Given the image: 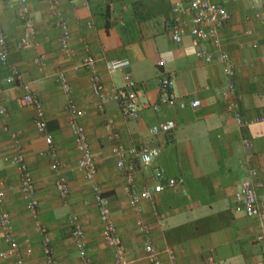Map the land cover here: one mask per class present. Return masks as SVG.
Wrapping results in <instances>:
<instances>
[{
    "label": "crops",
    "instance_id": "obj_1",
    "mask_svg": "<svg viewBox=\"0 0 264 264\" xmlns=\"http://www.w3.org/2000/svg\"><path fill=\"white\" fill-rule=\"evenodd\" d=\"M179 1L43 0V107L52 135L49 140L43 133V160L48 158L54 171L52 147L60 167L73 151H77L79 159L70 113V104L75 103L85 111L81 123L97 161L96 182L109 199L111 217L132 264H151L147 242L155 247L161 264H264V242L256 239L264 233V224L235 210L248 168L257 167L264 180V121H254L264 111V24L257 16L262 0H213L229 9L231 19L219 31L220 43H209L207 48L217 53L226 51L232 57V79L242 110L246 118L253 119L243 127L222 96L227 82L222 64L207 62L197 54L188 33L191 14L181 16L187 30L183 41L173 39V8ZM27 3L36 20L35 45L23 49L16 46L24 32L17 2L0 0V16L11 45L7 63L0 60L1 96L7 109L6 114H0V190L4 191L0 214L3 208L12 214L13 237L19 243L18 255L1 259L0 264H16L18 257L24 259V264H42V243L36 240L37 235H42L38 228L42 225V132L36 127L34 108L20 102L23 86L8 80L16 67L42 102V62L35 61L42 56V0ZM62 20L67 21L70 31L68 48L61 42ZM88 56L97 59L96 70L108 91L123 84L125 72H132L143 85L142 99L149 105L132 118L125 116L115 99H107L104 110H100L101 100L92 88L93 70L82 65ZM118 58H128L130 67L110 72L106 62ZM59 71L66 73L71 91L63 89L57 79ZM162 76H170L176 96L172 103L154 109L151 104L159 101ZM191 99L202 103L197 107L184 105ZM108 118L126 145L153 144L161 148L152 164L138 165L137 188L154 185L156 167L177 181L175 186L143 200L140 209L132 205L127 177L112 153ZM169 120L176 123L173 130L152 132L153 125ZM245 138L252 141L251 147L244 144ZM249 152L254 154L250 159ZM17 154L24 157L38 182V221L20 185L19 192L13 193L20 170L5 158ZM69 187L70 195L63 197L59 193V200L49 193L51 186L44 183L43 177V226L55 258L59 264H117L115 249L103 238L104 224L95 195L86 212L71 213L66 218L62 215L63 210L85 208L88 204L81 185L69 183ZM76 188L78 192L83 190V196L73 194ZM73 214L79 216L85 232L82 250L71 233ZM66 232L70 239H65ZM7 247L0 226V251ZM28 249L32 251L28 253ZM43 264H47L44 253Z\"/></svg>",
    "mask_w": 264,
    "mask_h": 264
},
{
    "label": "built area",
    "instance_id": "obj_2",
    "mask_svg": "<svg viewBox=\"0 0 264 264\" xmlns=\"http://www.w3.org/2000/svg\"><path fill=\"white\" fill-rule=\"evenodd\" d=\"M18 5V15L23 22L24 32L20 39L16 42L18 48H30L35 45V32H36V20L32 15L28 6L27 0H15ZM57 2L58 0H53ZM173 12L176 15L175 21L171 26V35L176 42H182L187 34L185 23L182 21L181 16L185 14H191L190 28L188 30L191 36L192 43L196 47L197 54L205 59L207 62L218 61L222 64L223 72L227 77V82L222 90V96L227 100V105L237 123L240 126H247L253 119L246 118L239 98L238 90L235 81L232 79L234 75V66L231 55L226 51L213 52L207 48V44L214 43L218 45L219 31L224 25L231 19V12L222 3L213 0H181L173 8ZM257 16L264 24V0H262L261 8L258 11ZM62 37L61 42L65 48L69 47L70 31L66 20L61 21ZM11 45L5 34L3 22L0 16V60L3 63H7L9 57ZM35 61L37 63L42 62V56H38ZM97 59L93 56H88L82 61L84 67L93 70V92L101 100L99 105L100 110H104V102L111 98L115 99L121 107L126 117L132 118L139 115L143 106L149 105L142 99L143 85L134 79L132 72L127 71L124 74V82L121 86H116L110 91L107 90L105 83L102 81L100 74L96 70ZM131 62L128 58H118L109 60L106 62L107 69L110 72H115L124 68L130 67ZM57 79L61 83L63 89L67 92L71 91L69 79L64 71L57 73ZM11 83H20L24 92L20 99L23 106H32L35 110V124L37 129L42 132V102L37 97L30 82H24L22 80V74L16 67L12 68V75L8 78ZM160 98L157 103L151 104L154 109H158L161 104L172 103L175 100V93L172 89V80L170 76H162L160 78ZM0 88V114H6L7 109L1 96ZM200 99H191L185 102L184 105H191L197 107L201 105ZM71 113V126L74 131L77 147L80 151V157L78 159L77 168L82 172L84 177L93 183V189L95 192V199L98 204V211L100 219L102 220L103 238L106 243L115 249L117 264H132L131 260L126 256V249L122 236L111 217V211L109 206V199L102 189L101 185L96 182V176L98 173L97 161L94 151L90 145L87 137L85 126L81 123V118L84 116L85 111L79 109L75 103L70 104ZM264 121V111L257 116L254 121ZM107 128L111 132L113 139L112 153L117 160L118 168L126 175L128 180L127 192L130 196L132 205L136 209H140L143 200L151 199L156 192H161L167 187H173L177 181L170 179L166 171L163 168L156 167L154 171V177L156 182L152 186H147L143 189H139L135 183V173L138 165H150L161 154V148L153 144L144 145H126L122 139L120 132L114 127L113 120L108 118ZM176 127V123L173 120L163 121L153 125L152 132L158 134L160 132H169ZM43 133L47 139L51 140L52 135L47 129V120L45 118V111L43 107ZM244 144L247 147L252 146V141L248 138L244 139ZM51 153L54 157L51 167L54 170H59L61 163L56 157V149L51 148ZM254 156L253 152L248 153V158ZM7 162L16 163L20 170V186L21 191L25 199L27 200V206L31 210L34 219L38 221L39 218V206L40 202L35 197L36 184L34 176L24 160L21 154H17L14 157H6ZM264 188V180L260 175V171L255 166L248 168V174L246 178L241 182L239 191L237 193V200L235 204V210L238 213H242L249 218H255L264 224V195L261 194V189ZM57 189L61 196L67 197L70 195V187L67 178L64 175H59L57 179ZM4 205V191L0 190V207ZM71 233L76 241L79 249L84 248L85 232L80 223L79 216L73 214L71 216ZM0 226L5 232V238L8 243V247L0 251V260L11 256H17L19 251V243L13 237V218L12 214L7 210H2L0 214ZM39 230L42 232V225L39 224ZM257 241L264 242V233L257 235ZM32 250L28 249L30 253ZM147 258L151 264H161V260L158 256V252L155 247L150 243H146ZM43 253L46 257L47 264H59L54 255V249L51 244L50 237L47 229L43 226ZM16 264H24V259L18 257Z\"/></svg>",
    "mask_w": 264,
    "mask_h": 264
},
{
    "label": "rangeland",
    "instance_id": "obj_3",
    "mask_svg": "<svg viewBox=\"0 0 264 264\" xmlns=\"http://www.w3.org/2000/svg\"><path fill=\"white\" fill-rule=\"evenodd\" d=\"M25 107H28V106H25ZM74 137H75V135H74ZM77 159H78V153H77V151H73V156H71V154H69L67 159L65 161H62V167H60L61 168V172H60V169H59V171H55V170L52 171L50 169V160L48 158H47L46 161L43 160L44 183L48 182V184L51 186V188L49 190L50 194L53 193V194H55V196L59 200L61 199V196L59 195V192H58V189H57V179H58L59 174L64 175L67 178L68 184L69 183H73V185H75V187H79L81 185L82 189H84V191H85L84 192V195H85L84 199L85 200L88 199V202H86L88 204L84 205L85 208H82V207H78L77 208V206H75V207H73V209L68 208L67 210H63L62 211V213H63L62 215L65 218L68 217L71 213H78L79 214V213H81V211H85L86 212L87 209L89 210L88 206H90V208L92 207V202L90 201L91 197H94V195H95V192H94V189H93V183L88 181L84 177V175L82 174L81 171L77 170ZM41 165H42V163H41ZM40 177H42V167H41ZM34 179H36V176H35ZM36 180H35V184L38 185V182ZM97 183H99V182H97ZM14 184H15V186H14L15 190H13V193H18L19 192V185H20V173L16 177V181L14 180ZM78 191H79V189L76 188L75 193L73 191V194L74 195L77 194V195H80V196L82 195L83 196V190H81L80 192H78ZM14 207H16V205ZM33 226H34V222L31 221V227H33ZM65 239H70V234H68V232L65 233ZM36 240H38L39 243L40 242L42 243V235H40V234L37 235ZM24 241L26 242V238H24ZM28 242L30 243L31 241L29 240ZM24 245L25 244H23L22 246H24Z\"/></svg>",
    "mask_w": 264,
    "mask_h": 264
}]
</instances>
